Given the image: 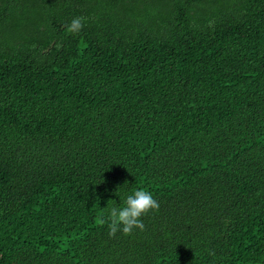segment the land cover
<instances>
[{
	"label": "trees",
	"instance_id": "1",
	"mask_svg": "<svg viewBox=\"0 0 264 264\" xmlns=\"http://www.w3.org/2000/svg\"><path fill=\"white\" fill-rule=\"evenodd\" d=\"M0 264H264V0H0Z\"/></svg>",
	"mask_w": 264,
	"mask_h": 264
},
{
	"label": "clouds",
	"instance_id": "2",
	"mask_svg": "<svg viewBox=\"0 0 264 264\" xmlns=\"http://www.w3.org/2000/svg\"><path fill=\"white\" fill-rule=\"evenodd\" d=\"M84 27V18L76 17L67 26V32L70 34L78 33ZM159 202L153 198L151 192L140 189L135 190L132 194L127 195L123 206L117 205L114 201H108V205L103 209L108 214L109 236L115 237L116 233L122 232L123 235L129 236L133 229L144 230V224L141 217L146 216L149 212L159 210ZM99 223L103 225L105 220L100 218Z\"/></svg>",
	"mask_w": 264,
	"mask_h": 264
}]
</instances>
